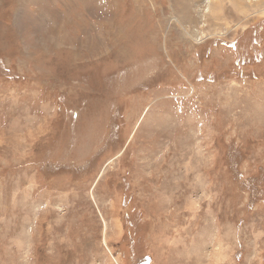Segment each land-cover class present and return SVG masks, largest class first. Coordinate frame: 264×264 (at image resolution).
<instances>
[{
    "label": "rangeland",
    "instance_id": "rangeland-1",
    "mask_svg": "<svg viewBox=\"0 0 264 264\" xmlns=\"http://www.w3.org/2000/svg\"><path fill=\"white\" fill-rule=\"evenodd\" d=\"M198 3L0 0V264H264V16Z\"/></svg>",
    "mask_w": 264,
    "mask_h": 264
},
{
    "label": "bare ground",
    "instance_id": "bare-ground-1",
    "mask_svg": "<svg viewBox=\"0 0 264 264\" xmlns=\"http://www.w3.org/2000/svg\"><path fill=\"white\" fill-rule=\"evenodd\" d=\"M223 0H205L204 8L201 7V5L198 3L199 12L201 13L203 24L207 23V17L211 16H217L216 18V24H218L224 16L221 18V15H223V10H221ZM150 3V2H149ZM234 4L236 7H240L241 10H247L248 8L254 9L255 7L258 8V15L264 16V0H234ZM203 5V4H202ZM251 6V7H250ZM256 11V10H255ZM244 12V11H243ZM178 22H182L180 18H175ZM162 27V26H161ZM183 29L185 30V33L190 36L191 41H195L196 43L203 41L207 38L205 37V33H201L199 30L193 31L194 33H191L186 26L183 25ZM171 33V32H170ZM214 34L212 33L211 36ZM166 44L170 47L171 46V40L169 37L166 38ZM167 46V47H168Z\"/></svg>",
    "mask_w": 264,
    "mask_h": 264
}]
</instances>
